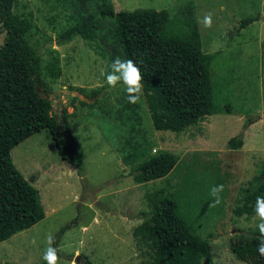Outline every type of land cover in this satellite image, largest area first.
I'll use <instances>...</instances> for the list:
<instances>
[{"label":"rangeland","instance_id":"obj_1","mask_svg":"<svg viewBox=\"0 0 264 264\" xmlns=\"http://www.w3.org/2000/svg\"><path fill=\"white\" fill-rule=\"evenodd\" d=\"M110 1L115 12L165 10L171 17L192 3L202 51L215 56L211 79L219 110L179 134L155 131L144 95L131 104L122 83L111 87L101 75L111 70L108 47L101 41V48L89 45L79 37L58 44V37L77 21L67 0H14L12 11L25 40L41 56L52 114L58 122L65 116L83 165L78 175L61 160L44 131L11 150L14 166L38 191L45 217L0 243V264H41L46 237H55L67 224L71 226L57 247L58 264H148L150 255L132 232L143 221L141 213L149 212L146 191L154 189L172 194L181 217L209 242L210 257L199 264H250L239 260L231 246L250 239L259 222L255 213L238 216L236 209L258 192L264 168V0ZM207 14L212 17L210 28L201 23ZM246 19L256 21L240 28ZM113 30V20L106 19L98 36L113 44ZM3 39L0 29V46ZM51 50L61 68L56 81L43 71ZM238 136L242 147L230 149L228 141ZM134 149L149 155L168 151L177 164L163 179L135 184L121 162ZM221 184V203L212 206L211 188Z\"/></svg>","mask_w":264,"mask_h":264},{"label":"trees","instance_id":"obj_2","mask_svg":"<svg viewBox=\"0 0 264 264\" xmlns=\"http://www.w3.org/2000/svg\"><path fill=\"white\" fill-rule=\"evenodd\" d=\"M67 1L77 21L58 37V44L64 45L79 37L89 45L108 47L111 62L117 57L133 60L143 77L142 93L155 131L179 134L218 112L211 79L215 56L202 51L192 3L184 5L179 16L171 17L165 10L115 12L110 0H76L75 5L72 0ZM13 5L14 0H0V29L4 34L0 46V243L30 229L45 217L38 191L12 162L13 148L44 131L50 135L61 160L75 168L78 175L83 165V155L67 136L70 129L65 116L58 122L52 114L51 89L43 78L41 56L27 44L20 19L13 14ZM106 19L114 22L113 44L98 36L100 24ZM254 21L243 20L240 28ZM261 48L264 66V42ZM58 59L56 51L51 50L43 69L52 81L61 77ZM96 94L93 91L92 97ZM227 145L230 149H240L242 136L231 138ZM121 162L129 168L128 174L135 184H146L165 178L175 168L177 157L168 151L149 155L146 150L134 149ZM259 178L258 192L246 197L244 205L236 209L238 216L255 213L254 201L264 195V168ZM145 200L149 212L141 213L143 221L132 235L150 255L148 264H199L201 259L210 257L209 242L198 236L189 221L181 217L172 194L154 189L146 191ZM70 226L67 224L58 231L53 247H58ZM258 243L256 228L250 239L239 240L231 250L241 261L264 264ZM85 264L92 263L85 261Z\"/></svg>","mask_w":264,"mask_h":264},{"label":"clouds","instance_id":"obj_3","mask_svg":"<svg viewBox=\"0 0 264 264\" xmlns=\"http://www.w3.org/2000/svg\"><path fill=\"white\" fill-rule=\"evenodd\" d=\"M201 23L204 27L210 28L212 26L211 14L205 15ZM110 68L111 70L107 73L101 72V75L105 76L106 83L111 87H115L117 83H122L125 88L128 102L136 104L143 94V85L141 83L143 77L139 67L131 59L124 60L117 57L112 61ZM223 190L224 185L222 184L212 186L211 195L214 198L212 206H216L221 203L220 193ZM253 209L259 221L256 225L259 233V243L257 247L260 255L264 256V195L256 197ZM46 243L48 246L43 250L42 259L46 261V264H58V250L56 247H53L55 238L51 234L46 237ZM76 255L79 256V253ZM72 264H75V260H73Z\"/></svg>","mask_w":264,"mask_h":264},{"label":"water","instance_id":"obj_4","mask_svg":"<svg viewBox=\"0 0 264 264\" xmlns=\"http://www.w3.org/2000/svg\"><path fill=\"white\" fill-rule=\"evenodd\" d=\"M37 92L41 93V90L39 88H37ZM68 137H71L70 134L67 135Z\"/></svg>","mask_w":264,"mask_h":264}]
</instances>
